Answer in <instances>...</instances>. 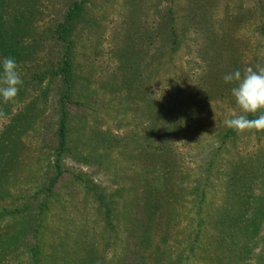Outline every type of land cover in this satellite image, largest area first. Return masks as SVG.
<instances>
[{"label": "rangeland", "instance_id": "rangeland-1", "mask_svg": "<svg viewBox=\"0 0 264 264\" xmlns=\"http://www.w3.org/2000/svg\"><path fill=\"white\" fill-rule=\"evenodd\" d=\"M17 1L7 11L8 20L27 18L31 28L23 41L33 57L19 66L21 96L0 100V139H15L6 133L13 115L32 104L39 107L31 129L20 137L8 185L11 195L0 198V234H14L26 216L28 221L24 238L2 264H29L32 254L37 264H79L78 250L90 244L100 264H169L178 258L181 264H264V214L258 227L240 234L243 241L234 235L219 259L215 255L222 247L214 241L218 218L253 224L260 205L264 212V130L225 137V104L211 103L198 125L182 128L172 148L180 172L176 179L186 193L150 222L135 192L130 161L122 155L127 135L144 129V98L159 100L176 85L190 91L195 69L190 60L205 46L192 20L196 7H204V23L213 29L209 34L224 40L222 58H232L244 70L254 63L264 67V0H28L26 6ZM73 3L81 12L69 46L75 76L73 98L66 106L69 148L58 157L60 83L56 80L46 92L47 80L36 81L29 69L41 73L62 61L64 45L44 32L62 21ZM3 20L8 21L5 15ZM161 24L177 27L179 45L172 50V44H164L167 53L158 56ZM130 43L136 45L141 63L127 84L131 75L120 70L117 54ZM56 161L58 179L44 195L42 188L56 177ZM235 173L236 196L230 195ZM238 201L250 203L246 213L237 212ZM24 203L27 211L16 217L2 213L4 207L20 210Z\"/></svg>", "mask_w": 264, "mask_h": 264}, {"label": "trees", "instance_id": "trees-1", "mask_svg": "<svg viewBox=\"0 0 264 264\" xmlns=\"http://www.w3.org/2000/svg\"><path fill=\"white\" fill-rule=\"evenodd\" d=\"M16 2L19 1L0 0V58L5 56L12 57L17 61L19 66H23L25 62H30L33 57L31 53H28L27 47L24 44L25 42L23 41V35L29 32L31 26L25 21L27 18L22 17V15H20L22 17L20 21H9L11 19L8 18L7 11L13 9L15 4H19ZM21 3L26 6L28 5V0H22ZM80 12V6L77 3H73L64 12L62 21L57 25L49 27L44 32V34L48 33V38L52 42L64 45L66 51L61 57L62 61L58 60L54 65L47 66L45 71L41 73L31 72V69H29L31 76L36 81L42 82L43 80H47L45 86L46 92L50 91V86L54 85L56 80L60 83L61 93L56 101L58 105V127L56 132V151L58 157L69 148L68 112L66 106L72 101L75 86V76L70 61L69 46L71 45L70 36L75 27L76 18L80 16ZM171 13L168 10L169 20L173 22ZM4 15L7 20L9 19L8 21L3 20ZM192 18L196 23L195 30L199 34H203L202 42L205 43V46H201L196 50L195 62L190 60L192 67L195 66V69L192 68L194 69L192 71V84L187 88L190 91L185 93V90L179 89L180 87L176 85L175 90L167 91L166 96H162L159 100L152 101L150 99L145 101L144 98V108L141 109V113L145 119L144 129L141 128L134 132L131 131L126 139H124L125 141L123 140L124 142H122V155L124 156V160L128 158L130 161V166L133 169L131 174L134 181L133 185L136 188L135 192H138L139 202L142 204L145 219L149 222L156 214L167 213L168 209L175 206L178 200L183 198V195L186 193V188L180 185L176 179V175L180 174V172L177 171L178 163H176L172 150L175 139L178 137L180 131L189 129L191 125H198L200 115L208 110L211 103L221 102L225 104V110L223 112L224 118H227V116L228 118L230 117L231 114L228 113V110H233V114L239 112V108L231 95V88L234 84H226L223 76L228 73H233L236 70H240L243 73L244 70L238 67L232 58H227L226 60L222 58L220 44L224 40L220 39L215 32L214 36L213 34H209L213 29L209 26L206 27L204 23L206 21L204 7L203 9L196 7ZM164 25L161 24L159 28V36H161L159 41L162 45L159 48L158 56L167 53V51L163 50L164 44H172V50H176L179 45V30L177 27L175 25L168 27ZM162 36L174 37H172V41H169V39L164 41L161 40ZM135 48L136 45L134 43L126 44L117 54L120 70L131 75L127 80V84L133 81L134 70H140L139 64L141 60L139 59V51H136ZM256 67L254 63L253 68ZM19 71L21 72L20 67ZM21 94L19 91L17 96H21ZM6 105L8 104H4V107ZM38 107V105L32 104L22 112L13 115L11 124L6 129V133L7 138H9V133L11 132L15 135V139H9L6 142L0 139V198L5 196L8 198L11 195L8 185L14 177L11 171L17 159L18 146L22 144L20 137L26 130L31 129ZM249 118L254 117L250 116ZM224 132L225 137H228L233 135L236 130L224 127ZM106 142L104 143L106 144ZM57 162L59 164L60 161H56V165ZM55 169L56 177L51 178L48 186L42 188L44 189V195L58 179L57 174L60 166L58 167L57 165ZM135 169L139 173H136ZM236 175L237 173L230 177L233 181V186H235V191L230 193V195L234 196L237 195ZM244 188L249 189L246 185ZM43 199L45 200L44 196ZM9 204L11 205V203ZM9 204L8 206H10ZM236 206L237 212L246 213L250 207V203L238 201ZM20 208V210H17V207H13L12 210H9L4 207L2 213L8 211L9 214L16 217L17 213L27 211L28 204L24 203ZM256 213L257 215L254 216L255 220L252 219L253 224L246 222L243 224L238 219H234V217L226 221L217 219L216 227L218 226V235L214 241L216 242V246L222 247V249L216 253L215 258L219 259L221 251L233 243L232 241L229 244L234 235V239L243 241L240 234L245 235L244 230L249 229L250 226L252 228L259 226L260 220H258V217L264 214L262 205L256 209ZM198 220L201 224L204 223V220L199 217ZM27 224L26 216L24 224H20L21 228L19 231L13 234L10 230H7L5 233L0 234V264L8 256V252L14 250L17 241L20 242L24 238ZM165 225L168 226V223H165ZM9 227H12V225ZM189 246L190 243L187 248ZM78 251L77 261L79 264H100V259H98L97 253L91 244ZM31 258L29 264H37L33 254ZM223 263V261L219 260L218 264ZM169 264H181V260L178 258L174 263L169 262Z\"/></svg>", "mask_w": 264, "mask_h": 264}, {"label": "clouds", "instance_id": "clouds-1", "mask_svg": "<svg viewBox=\"0 0 264 264\" xmlns=\"http://www.w3.org/2000/svg\"><path fill=\"white\" fill-rule=\"evenodd\" d=\"M223 80L226 84H234L231 95L239 108V112L230 115L224 124L236 131L264 130V67L249 66L243 73L236 70L225 74ZM22 84L17 61L9 56L0 58V100L14 99Z\"/></svg>", "mask_w": 264, "mask_h": 264}]
</instances>
